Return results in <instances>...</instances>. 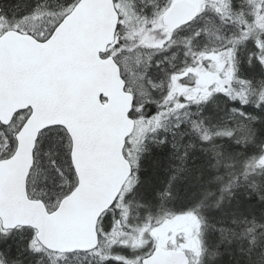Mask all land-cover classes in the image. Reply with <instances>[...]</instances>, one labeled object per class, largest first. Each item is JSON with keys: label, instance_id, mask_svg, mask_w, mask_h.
<instances>
[{"label": "snow or ice", "instance_id": "1", "mask_svg": "<svg viewBox=\"0 0 264 264\" xmlns=\"http://www.w3.org/2000/svg\"><path fill=\"white\" fill-rule=\"evenodd\" d=\"M97 3L0 0V165L17 173L15 185H9L14 201L6 204L0 191V264H67L96 255L116 226L133 231L124 218L132 214L128 198L145 195L143 162L165 149L167 181L148 204L136 207L153 200L158 208L178 202L179 210L165 218L194 220L191 236L202 247L189 257L188 235L169 232V250L185 252L182 264H264V0H227L217 7L213 14L235 31L221 46L197 53L194 42L208 33L194 29L185 37L179 67L173 63L180 56L173 38L208 12L207 6L177 24L160 47L148 49L135 39L129 44L121 31L124 15L118 13L101 51L99 36L88 30L89 10ZM134 10L146 15L144 8ZM198 55L205 69L212 67L213 56L224 59L217 82L206 97L176 95L173 82L198 87L185 71L200 63ZM110 79L130 99L126 111L113 103ZM220 101L223 115L217 116ZM106 158L116 174L101 193L110 203L96 215V243L84 235H56L55 226L88 201L93 164ZM29 183L63 193L54 210L43 199L38 201L42 214L29 207ZM27 212L30 219L20 215ZM146 219L141 235L148 239L111 244L131 248L133 258L109 253L99 257L100 264H155L159 247L152 233L162 221L151 212ZM205 231L214 248L208 255Z\"/></svg>", "mask_w": 264, "mask_h": 264}, {"label": "rangeland", "instance_id": "2", "mask_svg": "<svg viewBox=\"0 0 264 264\" xmlns=\"http://www.w3.org/2000/svg\"><path fill=\"white\" fill-rule=\"evenodd\" d=\"M130 5H133V8H144L146 10L144 16L148 18L149 21H151V27L150 28H156L160 26L161 23V15L164 13V11L167 9V3L169 0H129ZM195 2L198 5V11L200 12L204 7H208V12H205L203 16H200L196 22L192 25H189L187 29L178 31L175 36V44L173 46V51H179L180 56L177 60L173 61V63H176L177 66H180V61L183 59V45L185 44V37H187L194 29L196 28H202L207 30V37L203 38L199 41H195L193 48L199 53L200 51H204L206 53L210 52L214 47L221 46L224 43V37L228 36L230 33L234 32L235 29L232 27H227L225 25H222L217 19V17L213 14L215 9L217 7L223 8L227 0H195ZM239 2V0H237ZM122 3H127L123 0ZM117 9L120 11V5L116 4ZM159 9V12L157 15H153V12ZM133 14L135 18H139L141 15L140 13H137L135 10H133ZM127 19H125V23L127 24ZM163 25V24H162ZM170 32H166L162 35V37L155 42L152 43V45H156L155 48L160 47L164 40L167 39L166 34ZM205 44H207V48H205ZM150 45V44H148ZM171 54H169L170 56ZM144 59L147 57L144 56ZM198 60H200V63L197 64L195 67L188 66L185 71L188 73H191L189 75V79H195L198 81V87L195 88H182L178 83L173 82V90L176 95H179L181 92H186L189 95H191L193 98L198 99L200 97H206L208 95V88L209 85L213 84L214 82H217V72L220 71L223 68L224 65V59L221 56H213L211 63L212 67L210 69H205L202 64L204 57H200L198 55ZM2 150V149H0ZM43 183H40V186H42ZM45 190L47 191V197L48 200L51 203H54L57 198H59V195L61 193H53L51 190L44 186ZM129 200H132L133 203L131 205L132 211L135 209L137 213L141 214V218L138 219V214L135 216L133 213L131 216L124 217L127 219L130 224L133 226V231L129 232L126 230L125 227L119 226V229L115 232L112 231V233L105 238V243L99 248L96 249V255L89 256L87 258L84 257H76L71 259L67 264H100L99 257L101 255H107L109 253L112 254H119L123 256H127L129 258H133L136 253L132 251L131 248L124 250V249H113L111 248V244L114 243L110 240L111 237H114V240L117 241V243L122 241H128L131 243L133 240H135L138 243H142L143 240L148 239V237L141 235V230L145 227L147 224V214L149 212L152 213V205H148L147 207H141L137 208V203L142 204L140 202L141 195L139 192L135 193L134 196L129 197ZM148 204V202L144 203ZM163 211L160 212L156 211L154 214L155 219H159L162 221L159 227L155 229V231L152 233L153 236L156 239V242H162V240L168 236L169 232H172L174 234L177 233H185L188 235L189 239L187 241L186 247L188 249H191L192 251H189V255L192 256L193 251L200 250L202 252L201 244L197 243L191 236L193 228L195 227V221L188 218L183 217L179 219H173L171 215L167 216L165 218L166 213ZM123 224V220H122ZM109 227V226H107ZM106 227V228H107ZM123 228V229H122ZM209 264H216L214 261H210Z\"/></svg>", "mask_w": 264, "mask_h": 264}, {"label": "water", "instance_id": "3", "mask_svg": "<svg viewBox=\"0 0 264 264\" xmlns=\"http://www.w3.org/2000/svg\"><path fill=\"white\" fill-rule=\"evenodd\" d=\"M118 10L114 6L112 0H99V3L94 4L89 10L88 16V30L90 36H99V49L102 51L105 47L106 39L111 38L112 29L108 27L109 24L114 25L116 22ZM198 13L197 5L193 0H173L171 5L165 10L161 17V21L165 26V30L171 32L177 24L182 23L185 19H190ZM106 34V35H105ZM95 55V52L92 53ZM109 73L111 69L108 70ZM98 73H89L92 78H98ZM117 82L114 79L109 80V87L112 92V101L119 109L126 111L130 99H126L120 94L119 88L116 86ZM128 129L131 130V122H129ZM93 176L89 185L88 201L76 207L70 215L64 217L62 222L55 226L54 232L58 236H86L92 244L96 243L95 227L96 215L102 208L107 207L110 203V198L105 201L101 195L104 187L110 182L112 177L116 174L108 162L107 158L99 163L93 164ZM0 177L3 178V183L0 185V191L3 192V198L7 203L14 201L15 196L10 190L9 185H15L17 173L15 169H10L8 164L0 165ZM20 191H23V177H19ZM114 195V193H113ZM32 203L29 205L31 209H38L39 214H42L43 209L38 204L40 198H29ZM67 204V202H66ZM51 210H54L51 209ZM25 219L32 217L31 212L20 214ZM185 252L181 249L170 251L169 248L159 247V252L155 258V264H182Z\"/></svg>", "mask_w": 264, "mask_h": 264}, {"label": "trees", "instance_id": "4", "mask_svg": "<svg viewBox=\"0 0 264 264\" xmlns=\"http://www.w3.org/2000/svg\"><path fill=\"white\" fill-rule=\"evenodd\" d=\"M127 5L125 3H122L123 0H117L116 4L120 5V11L119 13L121 15H124V18L127 19V24H124V26L122 27L121 31H124L125 35L129 36V44H131V41L133 39H135L136 44H138L141 49H148V48H155L156 45H152L153 42H155L156 40L160 39L162 37V35L164 33H166L164 26L162 24H160V26L156 27V28H150L149 25H151V21L148 20V18H146L144 16L143 13H140V17L139 18H135L134 14H133V5H130V1L129 0H124ZM172 1V0H171ZM49 3L52 2V0H48ZM169 5V2L167 3V6ZM150 44V45H148ZM135 46V45H132ZM225 55H230L228 53H225ZM186 73H188L186 71ZM220 109L221 111L217 112L216 115L217 116H221L223 115L222 109L224 106V102L220 101ZM227 106L231 107L232 104L231 102H227ZM196 154V153H194ZM155 161L157 163H155ZM144 172L143 175L147 178V181L145 183V185L143 186V188L141 189L145 195H141L140 192L139 194L141 195V199L140 202L142 204L148 202V200L151 198L152 193L154 192V190L156 188H160L162 187L163 183H165L167 181V173L165 171L169 161L167 158V149L160 151H154L150 156H148L145 160H144ZM36 184H32L29 183L28 184V189L29 191H35V186ZM45 185L43 184L41 186V188L36 189L37 194L35 195V193H31L32 196H36V197H40L41 199H43L45 201L46 204L50 205V209L53 207V203H51L48 200L47 195H45V193L47 192L44 188ZM48 194V193H47ZM63 193H61L59 195V198L62 197ZM152 205V216L154 218V214L156 211H163L162 209H164V212L169 213V212H176L179 210V203L178 202H167L165 203L164 207L162 208H158L157 207V202L155 200H153V202L151 203ZM126 206V205H125ZM136 210L134 209L132 211L133 215L135 216V214L139 215L138 219L141 218V214L139 213H135ZM135 213V214H134ZM129 217L126 215V218ZM154 222V221H153ZM111 224V217L109 216V218L106 220L104 227L106 228L107 226H110ZM119 227L116 226L114 232L116 230H118ZM123 229V228H122ZM105 239L100 241V247L105 243L104 242ZM112 241L114 243H117L116 240H114V237H112ZM200 244V243H199ZM202 244L204 247H207L208 249V253L205 255L210 254L214 248H213V241L210 238L209 234L207 231H205L204 237H203V241ZM99 247V248H100ZM98 248V249H99ZM208 264V262H207ZM233 264H234V260H233Z\"/></svg>", "mask_w": 264, "mask_h": 264}, {"label": "flooded vegetation", "instance_id": "5", "mask_svg": "<svg viewBox=\"0 0 264 264\" xmlns=\"http://www.w3.org/2000/svg\"><path fill=\"white\" fill-rule=\"evenodd\" d=\"M38 184H40V183H38ZM36 190V189H35ZM171 241H172V237H168V236H166L163 240H162V242H159L158 243V245H160V246H164V247H169L170 246V244H171ZM187 248V247H186ZM189 257H191L190 255H189Z\"/></svg>", "mask_w": 264, "mask_h": 264}, {"label": "bare ground", "instance_id": "6", "mask_svg": "<svg viewBox=\"0 0 264 264\" xmlns=\"http://www.w3.org/2000/svg\"><path fill=\"white\" fill-rule=\"evenodd\" d=\"M211 263L210 261H208V264Z\"/></svg>", "mask_w": 264, "mask_h": 264}]
</instances>
